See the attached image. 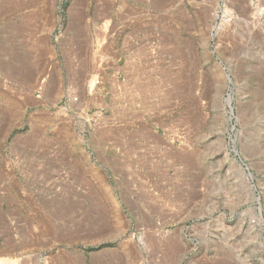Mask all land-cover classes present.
I'll list each match as a JSON object with an SVG mask.
<instances>
[{
    "label": "rangeland",
    "instance_id": "1",
    "mask_svg": "<svg viewBox=\"0 0 264 264\" xmlns=\"http://www.w3.org/2000/svg\"><path fill=\"white\" fill-rule=\"evenodd\" d=\"M0 264H264V0H0Z\"/></svg>",
    "mask_w": 264,
    "mask_h": 264
}]
</instances>
